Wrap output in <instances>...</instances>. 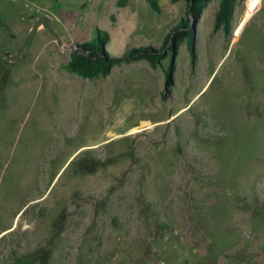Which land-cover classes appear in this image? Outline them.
I'll return each instance as SVG.
<instances>
[{"label":"rangeland","instance_id":"1","mask_svg":"<svg viewBox=\"0 0 264 264\" xmlns=\"http://www.w3.org/2000/svg\"><path fill=\"white\" fill-rule=\"evenodd\" d=\"M248 1L226 35L206 3L194 63L181 39L161 93L143 58L90 78L62 64L96 28L112 54L158 45L184 0H0V57L18 52L0 66V264H200L234 235L232 260L264 254V0L244 19Z\"/></svg>","mask_w":264,"mask_h":264},{"label":"trees","instance_id":"2","mask_svg":"<svg viewBox=\"0 0 264 264\" xmlns=\"http://www.w3.org/2000/svg\"><path fill=\"white\" fill-rule=\"evenodd\" d=\"M176 1V0H171ZM209 0H184L186 15L178 19L169 30L163 35L156 46L145 44L131 46L120 54H112L105 47V40L108 38L107 31L100 34V29L96 28V36L76 42L69 50L68 58L62 64L70 72L79 76L90 78L95 75L105 76L111 67L120 61H129L138 58L145 59L151 67L157 64L161 67L163 81L162 91L168 90L172 84L171 49L176 50L178 42L184 39L185 46L189 54V63L192 66L195 60V32L194 25L197 22L203 8ZM238 0H217V6L212 17V29L220 28L226 35L231 29V18L235 3ZM125 0H117L118 5H123ZM152 10L159 9L157 0H146ZM165 49L170 50V55L166 64H162ZM40 254L36 250L29 254L27 260H31Z\"/></svg>","mask_w":264,"mask_h":264},{"label":"crops","instance_id":"3","mask_svg":"<svg viewBox=\"0 0 264 264\" xmlns=\"http://www.w3.org/2000/svg\"><path fill=\"white\" fill-rule=\"evenodd\" d=\"M11 1L13 2L15 0H11ZM20 4H21V0H20ZM26 11H30V10H26ZM2 15H3V12L0 9V28H4L5 27V22L2 19ZM27 16L28 15L25 14V11L20 12V17L22 19H24V18L25 19H31V18H27ZM7 26H6V29H7ZM36 28L41 29L42 28V24L41 23H37ZM12 36H13V34H12ZM17 54H18V52H17ZM17 54H12L11 57H7V56H4L2 54V56L0 58H3L4 60H3V62L0 60V66H2V63L3 64L6 63L8 61V59L11 60ZM10 227H11V225L5 226L0 231H5L6 230L5 232H7V231L12 229V228L8 229ZM217 239L215 240L216 242H213V244L218 243V245H216L217 248H215V249L211 248L209 251H203V252H200L199 255H197V256L195 255L197 260L200 262V264H264V254L262 252H258L257 254H255L250 259H247V257H244L243 259L240 258L239 259L240 261H238V262L235 261V260H232L231 259V255H230L231 252H235V251L237 252V251L241 250V247H239L238 250H233V249L229 250L228 249V244L232 243L233 240H235V235L230 240L229 243L223 242L222 240H219V239L217 241ZM232 247H233V245H231V246L229 245V248H232ZM31 253H28V254L25 253L23 255L14 256V257L11 255L9 257L10 258L9 259L10 260L9 264H23V262L27 261V258L25 260L24 257L29 255V254H31Z\"/></svg>","mask_w":264,"mask_h":264},{"label":"bare ground","instance_id":"4","mask_svg":"<svg viewBox=\"0 0 264 264\" xmlns=\"http://www.w3.org/2000/svg\"><path fill=\"white\" fill-rule=\"evenodd\" d=\"M259 2H260V0H249L248 1V5L245 8V17H244V19L255 10V8L258 6Z\"/></svg>","mask_w":264,"mask_h":264},{"label":"built area","instance_id":"5","mask_svg":"<svg viewBox=\"0 0 264 264\" xmlns=\"http://www.w3.org/2000/svg\"><path fill=\"white\" fill-rule=\"evenodd\" d=\"M25 4H26V2H25ZM39 9H40V7L38 6V8H35L34 10H31V11H38ZM158 264H173V263H171L165 259H159ZM183 264H196V263H193L192 261H186Z\"/></svg>","mask_w":264,"mask_h":264},{"label":"water","instance_id":"6","mask_svg":"<svg viewBox=\"0 0 264 264\" xmlns=\"http://www.w3.org/2000/svg\"><path fill=\"white\" fill-rule=\"evenodd\" d=\"M37 23H38V20H37V22H36V25H37ZM4 56H7V57H11L12 55H9V54H6V53H3V52H1ZM173 56H174V50L173 49H171V58H172V60H173Z\"/></svg>","mask_w":264,"mask_h":264}]
</instances>
